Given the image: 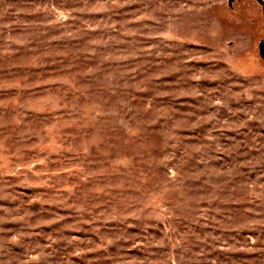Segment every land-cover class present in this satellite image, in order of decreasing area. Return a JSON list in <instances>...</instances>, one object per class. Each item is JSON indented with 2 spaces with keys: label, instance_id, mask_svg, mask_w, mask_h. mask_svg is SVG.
I'll return each instance as SVG.
<instances>
[{
  "label": "rangeland",
  "instance_id": "obj_1",
  "mask_svg": "<svg viewBox=\"0 0 264 264\" xmlns=\"http://www.w3.org/2000/svg\"><path fill=\"white\" fill-rule=\"evenodd\" d=\"M0 264H264V0H0Z\"/></svg>",
  "mask_w": 264,
  "mask_h": 264
}]
</instances>
